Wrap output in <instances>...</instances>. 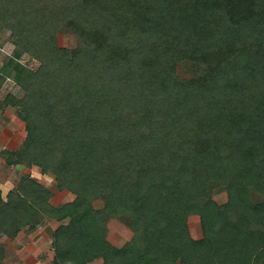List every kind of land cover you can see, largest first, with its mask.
<instances>
[{
    "label": "trees",
    "instance_id": "1",
    "mask_svg": "<svg viewBox=\"0 0 264 264\" xmlns=\"http://www.w3.org/2000/svg\"><path fill=\"white\" fill-rule=\"evenodd\" d=\"M4 29L15 49L0 83H20L22 56L40 63L6 98L27 133L13 162L76 198L55 207L24 177L7 200L0 189V233L68 220L56 264H264V0H0ZM62 29L78 47L59 46ZM119 214L134 235L117 248L106 220Z\"/></svg>",
    "mask_w": 264,
    "mask_h": 264
},
{
    "label": "rangeland",
    "instance_id": "2",
    "mask_svg": "<svg viewBox=\"0 0 264 264\" xmlns=\"http://www.w3.org/2000/svg\"><path fill=\"white\" fill-rule=\"evenodd\" d=\"M57 40H58V44L60 47L74 49V48L79 46L78 36L70 29H62L58 33ZM14 49H15V45L13 44V41L11 38V32L7 29L0 31V68H1L2 64L8 62L11 59ZM19 63L24 65V69H25L23 75H21V77L19 79L20 83L18 84L16 82H14L12 80V78L9 77L7 80V82H9V84L5 85V87L2 90H0V96L1 97L5 96L6 93H9V92L12 94L18 95L19 97L23 96V94L25 93L24 92V86L26 84L27 78L33 72H35L40 65V63L36 59H33L29 55L22 56L19 60ZM7 73H8V75L13 76L11 74L10 70H8ZM178 73L182 78L192 77L193 70H192L191 63L184 62L182 64H179ZM47 174H48V172H47ZM49 174L51 175V176H49L51 178V180L53 178V181H52L53 183H51L50 187H48V189L51 191L52 195H54V197H53L54 203H51V204L55 207H59L65 203H67L66 202L67 199H65L66 194H65V192H62L61 190H59V188L57 186L56 179H55V175L52 172H49ZM35 175H37V174L35 173ZM67 192H70V191L67 190ZM70 193H71V198H69V200L70 199L75 200L76 195L73 192H70ZM227 197H228L227 192L225 190H223L219 186H217L215 188V190L213 192V199L218 204H224L227 201ZM93 204L96 206L97 209H101V208H103L104 201L102 199H97ZM54 220H55L54 218L48 217L46 214H43L42 215V221L40 222V224H42V225H46V224L47 225L48 224L49 225L50 224L55 225ZM127 221H128L127 217L125 215H122V214L121 215L119 214L117 216H111L110 218H108V220H106V224H107L106 225V228H107L106 229V237H107L108 242L111 245H113L117 248H120L132 239L134 233L130 229ZM66 222H68V220L64 221L63 223H66ZM187 223H188L190 236L192 238H194L195 240H201L204 236V233H203L202 222H201L200 216L196 215V214L189 216ZM53 237H54V235L51 233L49 240H48L49 244H50V241H52V244H53V241H54ZM19 238L17 240H15V242L11 241V240H7V239L6 240L1 239V241L5 242V245L3 243H1V244H3L5 246L6 252H8V253H6V259L4 261V264H34L35 263V260H32V258H30V256H29V254L23 255L22 253L18 252L17 246H20V248H22V247L27 248L28 247L27 250H29V248H32L31 247L32 245L29 246V244L30 243L32 244L34 241H36V239H34V240L28 239L29 242L22 241L23 243H21L19 241V240H21V238L20 239ZM35 246H38V245L33 244V248ZM18 249H19V247H18ZM54 252H55V250H54ZM20 256H22L21 259H20ZM45 257H48V256H45ZM89 264H104V260L99 258V259H96ZM149 264H157V263L153 261ZM176 264H182V263L177 262Z\"/></svg>",
    "mask_w": 264,
    "mask_h": 264
},
{
    "label": "crops",
    "instance_id": "3",
    "mask_svg": "<svg viewBox=\"0 0 264 264\" xmlns=\"http://www.w3.org/2000/svg\"><path fill=\"white\" fill-rule=\"evenodd\" d=\"M7 80L8 79L0 83V90H2L5 85L9 84ZM9 94L10 92L6 93L5 96H0V189L4 200H7L9 193L20 185L24 177L35 179L47 188L53 183V178L51 180L49 177L51 175L49 173H44L39 166L13 162V160L16 159L14 155L21 149L27 133L25 131L24 113L19 107L6 103V98ZM35 173L37 175H35ZM62 192H65V199H67L66 202L68 203L71 200H69V198H71V193L67 191ZM53 197L54 195H52L51 203H54ZM72 201L73 200L70 202ZM54 221L55 225L41 224L33 230H30L27 226L20 232L16 239H11L4 233H0V243L5 245V242L1 241V239L15 242L19 237L21 238V240H19L21 243H23L22 241L29 242L28 239H36L32 244L28 243L29 246L32 245V248H29V250H27L28 247L20 248V246H17V251L23 255L29 254L30 258L35 260L34 264H55L53 260L55 252L52 241H50L49 244L48 240L50 234H53L63 222L56 219ZM33 244H37L38 246L33 248ZM21 257L22 256H20V259Z\"/></svg>",
    "mask_w": 264,
    "mask_h": 264
}]
</instances>
